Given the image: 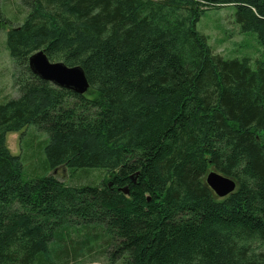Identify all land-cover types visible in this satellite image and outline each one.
<instances>
[{
	"label": "trees",
	"instance_id": "trees-1",
	"mask_svg": "<svg viewBox=\"0 0 264 264\" xmlns=\"http://www.w3.org/2000/svg\"><path fill=\"white\" fill-rule=\"evenodd\" d=\"M228 5L264 48V0H20L0 264H264V60L226 59L197 28ZM39 50L81 66L88 91L36 75ZM30 131L15 155L8 134ZM210 170L236 190L218 197Z\"/></svg>",
	"mask_w": 264,
	"mask_h": 264
},
{
	"label": "rangeland",
	"instance_id": "rangeland-1",
	"mask_svg": "<svg viewBox=\"0 0 264 264\" xmlns=\"http://www.w3.org/2000/svg\"><path fill=\"white\" fill-rule=\"evenodd\" d=\"M235 11L236 8L233 5L209 9L201 16L197 28L207 37L215 53L226 59L248 57L255 66L257 59L264 60V48L259 44L255 33L240 31L235 21ZM0 15L2 18H0V101H2L5 97L17 96L12 77L13 60L5 43L6 33L11 26H16L23 20L25 13L20 8V0H0ZM32 134V131L30 134H24L23 137L21 132L8 134L7 143L10 150L15 155L23 156L22 141L23 144L30 141ZM35 137L42 138V134H36ZM25 166L27 167V163ZM56 174L61 179L67 177L64 168L57 170ZM84 264L113 263L102 254H97L87 256Z\"/></svg>",
	"mask_w": 264,
	"mask_h": 264
},
{
	"label": "water",
	"instance_id": "water-1",
	"mask_svg": "<svg viewBox=\"0 0 264 264\" xmlns=\"http://www.w3.org/2000/svg\"><path fill=\"white\" fill-rule=\"evenodd\" d=\"M29 66L40 78L78 94H85L90 87L81 66H68L62 61H51L44 50L36 51L29 57ZM206 182L221 198L234 192L237 187V182L233 178L215 170L207 174Z\"/></svg>",
	"mask_w": 264,
	"mask_h": 264
},
{
	"label": "flooded vegetation",
	"instance_id": "flooded-vegetation-1",
	"mask_svg": "<svg viewBox=\"0 0 264 264\" xmlns=\"http://www.w3.org/2000/svg\"><path fill=\"white\" fill-rule=\"evenodd\" d=\"M0 18H1V15H0ZM2 19V18H1ZM4 21V20H3Z\"/></svg>",
	"mask_w": 264,
	"mask_h": 264
}]
</instances>
